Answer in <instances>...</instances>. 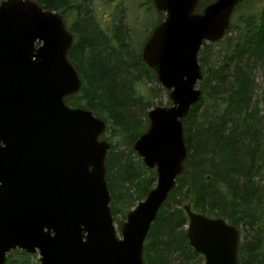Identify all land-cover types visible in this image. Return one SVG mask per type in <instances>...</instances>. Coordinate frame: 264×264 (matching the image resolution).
Returning a JSON list of instances; mask_svg holds the SVG:
<instances>
[{
    "label": "water",
    "instance_id": "1",
    "mask_svg": "<svg viewBox=\"0 0 264 264\" xmlns=\"http://www.w3.org/2000/svg\"><path fill=\"white\" fill-rule=\"evenodd\" d=\"M247 0H153L166 18L142 58L169 91L148 113L134 151L157 183L127 215L118 236L106 181V122L66 98L82 81L68 59L64 17L35 0L0 4V264L16 250L40 264H145L144 247L188 159L183 120L202 98L199 54L224 39ZM190 246L205 264H239L241 230L185 206Z\"/></svg>",
    "mask_w": 264,
    "mask_h": 264
},
{
    "label": "trees",
    "instance_id": "2",
    "mask_svg": "<svg viewBox=\"0 0 264 264\" xmlns=\"http://www.w3.org/2000/svg\"><path fill=\"white\" fill-rule=\"evenodd\" d=\"M35 1L62 15L66 24L73 19L68 29L74 43L68 59L82 86L65 101L73 108L92 111L107 124L111 147L106 181L111 211L119 220L144 201L157 183L156 170L148 169L133 149L149 129L148 113L156 107L155 92L146 81H157V77L121 23L117 7L119 16L106 26L101 16L88 12V0ZM214 1L200 0L198 12ZM249 1L236 9L224 39L205 43L200 51L203 80L199 88L203 95L183 120L188 159L149 231L145 264H173L176 256L179 264H195L197 259L204 262L187 237V204L197 214L221 218L241 230L239 264H264V221L258 209L264 192L256 180L264 176V160L254 101L255 73L264 63V0L254 11L243 10ZM113 2L116 0H109V4ZM7 264L40 261L16 250L8 255Z\"/></svg>",
    "mask_w": 264,
    "mask_h": 264
},
{
    "label": "rangeland",
    "instance_id": "3",
    "mask_svg": "<svg viewBox=\"0 0 264 264\" xmlns=\"http://www.w3.org/2000/svg\"><path fill=\"white\" fill-rule=\"evenodd\" d=\"M5 0H0V4ZM86 4L88 12L95 16H101V23L109 26L113 23V18L119 16L116 11L118 8L121 15V23L129 30L130 35L135 41L136 48L140 53L143 52V48L147 41L150 39L154 29L161 23L165 16L161 15L155 8L153 0H116L113 4H109V0H88ZM260 4V0H250L246 5L242 7L245 10L254 11ZM241 9V10H242ZM238 11V10H237ZM163 14V13H162ZM165 15V14H164ZM73 22V19L70 20ZM70 22L67 24L68 28H71ZM233 36H236L233 33ZM217 52V51H216ZM214 53H212L213 55ZM218 54V53H217ZM211 55L210 51V61L213 62L214 56ZM256 87L254 101L258 104L259 111V126L261 129L260 143H261V153L264 160V63L259 65L255 73ZM148 83V88H153L155 95L153 97V103L155 106L167 107L171 105L169 99V91L164 89L157 81H146ZM205 107L202 108V112ZM107 132V131H106ZM102 140H106L110 143V137L106 133L101 136ZM260 182V191L264 192V176L256 179ZM172 205L177 208V204L172 202ZM258 209L263 217L264 221V198L258 203ZM127 213L125 217L120 216V219L115 220V226L117 234L121 237V226L126 221ZM264 223V222H263ZM36 256V255H35ZM38 257V256H37ZM178 256L173 258V264H179ZM39 259V257H38ZM195 264H205L195 260Z\"/></svg>",
    "mask_w": 264,
    "mask_h": 264
}]
</instances>
